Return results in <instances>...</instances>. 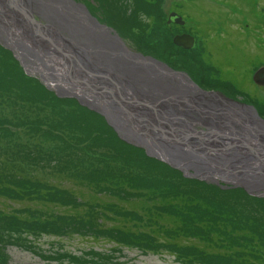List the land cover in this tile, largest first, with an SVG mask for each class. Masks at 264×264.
Segmentation results:
<instances>
[{
	"label": "rangeland",
	"instance_id": "rangeland-1",
	"mask_svg": "<svg viewBox=\"0 0 264 264\" xmlns=\"http://www.w3.org/2000/svg\"><path fill=\"white\" fill-rule=\"evenodd\" d=\"M75 1L133 52L184 72L202 90L248 105L264 119V86L253 79L264 66V0ZM173 11L184 24H167ZM26 13L31 27L45 24ZM185 32L196 38L191 48L173 41ZM34 37L47 43L40 33ZM158 121L162 133L176 131L165 115ZM0 137L32 173L31 179L16 177L18 183L0 178L8 186H0V264H264V190L211 178L150 150L92 104L53 89L2 40ZM79 185L87 187L85 194L104 187L101 192L121 199L161 202L148 215L121 203L75 214L69 206L81 203ZM35 195L61 206L47 212L27 204ZM27 210L37 218L22 219ZM154 211L174 215L178 224L152 219Z\"/></svg>",
	"mask_w": 264,
	"mask_h": 264
},
{
	"label": "bare ground",
	"instance_id": "bare-ground-1",
	"mask_svg": "<svg viewBox=\"0 0 264 264\" xmlns=\"http://www.w3.org/2000/svg\"><path fill=\"white\" fill-rule=\"evenodd\" d=\"M18 2L45 24L31 27ZM39 33L47 43L34 37ZM0 40L53 89L77 94L150 150L211 178L264 190V119L255 109L207 93L184 72L133 52L82 3L0 0ZM91 83L102 87L103 95ZM161 114L176 132L187 127L188 140L169 130L163 134ZM193 133L217 138L198 141Z\"/></svg>",
	"mask_w": 264,
	"mask_h": 264
},
{
	"label": "trees",
	"instance_id": "trees-1",
	"mask_svg": "<svg viewBox=\"0 0 264 264\" xmlns=\"http://www.w3.org/2000/svg\"><path fill=\"white\" fill-rule=\"evenodd\" d=\"M225 83L232 84L228 81ZM3 131H5L8 134V136L11 133V132L9 133V130H3ZM11 140L14 143H16V141H17L14 137L11 138ZM1 141L3 143H6L7 146L1 147L4 150V154L0 158V178H10L11 180H13L12 182H16V183H18V182L15 178L19 177V176H23V177H26L27 179H31V177H32L31 168L29 166L28 167L24 166V164H25L24 160L19 161L16 158H14V156L12 155V153L14 152V147L12 144H9L10 143L9 139L0 137V142ZM1 148H0V152H3L1 150ZM32 180H35V178H32ZM42 180L44 181V179H42ZM13 184H10L9 186H14ZM0 186L2 188L8 187L6 184H4L2 182H0ZM14 188H16V187H14ZM21 188L24 191V186ZM94 188L95 187H91L87 191V193L85 194L84 190H86L87 187L84 185L77 186V189L82 191L81 193H77V194H79V199H80L81 203H83V205H81V203H80L77 205L72 204L69 206L71 209H73L72 211H74L75 214H82L85 210H88V208L91 205H98L99 204V206H100V204L109 203V204H113V206H117L118 204L121 203V204H126L128 209L136 210L137 212L141 213L142 215H148L150 212H152L156 208L157 204H159L161 202V200H159V199L149 201V198H146L145 196H138L136 198L121 199L118 196H115L112 194L109 195L108 193L101 192L100 189H102L104 187H101L98 190L94 189ZM31 197H34V201L27 203V204H33V206L36 205V207L38 206V207L42 208V210H45L47 212H52V211L56 212L59 209L58 206H61L60 203L52 202V201L48 200L46 197H42L40 195H35V196H31ZM25 198L27 199V197H25ZM3 199H8V198L4 197ZM27 202H29V201H27ZM162 202L163 203H165V202H167V203L171 202L172 203V201H169V200L162 201ZM5 206H6V204H4V207ZM13 208L16 209V207H13ZM64 209H65V207H64ZM6 213L7 214H13L12 211H6ZM20 216L23 217L22 219H24V220L27 219V221L35 220V218H37V216L34 214V212H31L29 210H27L25 213H22V215L20 214ZM151 218L155 219V220L157 219L156 221L167 220L171 224H174V225L178 224L177 223L178 220H176V222H175L174 215H172L170 213H163V212L154 211L151 214ZM163 226H166V224H163ZM121 228H122V230L126 229L125 226L124 227L121 226ZM127 230H131L134 232L138 231V229H133V228H129ZM172 230L174 232H179L178 229L177 230L172 229Z\"/></svg>",
	"mask_w": 264,
	"mask_h": 264
},
{
	"label": "water",
	"instance_id": "water-1",
	"mask_svg": "<svg viewBox=\"0 0 264 264\" xmlns=\"http://www.w3.org/2000/svg\"><path fill=\"white\" fill-rule=\"evenodd\" d=\"M20 6H21V10L30 19V22H32V18L30 16H28V14L26 13L27 11L24 10V8L22 7V3L20 4ZM167 22H168L169 25L171 24V22L183 24L185 22V20L183 19V17L179 13H177L176 11H173V12H171V14H170L169 19H168ZM36 25H34V26H36ZM173 40H174V43H176L177 45L183 46L185 48H191L194 45V43H195V36L194 35H191L190 33L176 34L174 36ZM55 48L59 52H61L60 47H55ZM62 69H63V67H62ZM253 79H254L255 83L258 84V86H260V87L261 86H264V66H261L258 69H256V71L253 74ZM90 85H91L92 88H94V89L97 90V93L98 94L103 95L102 92H103L104 89L102 87H100L98 85H95V84H92V83ZM89 92L92 93L91 90H89ZM207 93H209V92H207ZM210 93H217V92L216 91H213V92H210ZM74 95L77 96V97H79L77 94H74ZM122 102L125 103V104L127 103L126 101L125 102L122 101ZM165 130H169V131H166V133L168 135L171 134L172 136H176L179 139H181L182 141H187L188 140V137L190 135V134H187V132H189V129L187 127H185V128H182L181 127L180 130H179V131H181L180 133H178V132L176 133V131L170 130V129H165ZM180 134H183V135H180ZM191 135H193L192 138H196V139H198V141H203V142H209V138L210 139H216L217 138L216 134H210V133L209 134H206V133L205 134H202V136H198V135H196L194 133L191 134ZM201 138H203V140H201ZM251 148H253V147L251 146ZM260 154L261 155H264L263 152H261ZM223 164H224V167H225V163H223Z\"/></svg>",
	"mask_w": 264,
	"mask_h": 264
},
{
	"label": "flooded vegetation",
	"instance_id": "flooded-vegetation-1",
	"mask_svg": "<svg viewBox=\"0 0 264 264\" xmlns=\"http://www.w3.org/2000/svg\"><path fill=\"white\" fill-rule=\"evenodd\" d=\"M172 23V22H171ZM184 24V23H183ZM185 33H188V32H185ZM191 35H193V34H191ZM174 38V37H173ZM174 41V40H173ZM195 41H196V38H195ZM195 44V43H194Z\"/></svg>",
	"mask_w": 264,
	"mask_h": 264
}]
</instances>
